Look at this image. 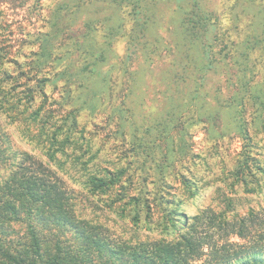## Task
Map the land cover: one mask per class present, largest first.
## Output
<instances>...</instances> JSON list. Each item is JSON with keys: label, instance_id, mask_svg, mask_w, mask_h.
<instances>
[{"label": "trees", "instance_id": "obj_1", "mask_svg": "<svg viewBox=\"0 0 264 264\" xmlns=\"http://www.w3.org/2000/svg\"><path fill=\"white\" fill-rule=\"evenodd\" d=\"M121 1L131 6L128 14L132 18L131 27L127 31L126 52L119 62L122 73L128 76L129 88L125 97L133 100L136 98L138 101L141 93L144 94L140 87L160 77L165 85L161 92L165 103L157 108L152 107L148 118L144 116L141 123L137 118L129 119L123 101L115 107L119 118L118 130L124 134L128 122L129 149L135 157H141V187L129 196L126 191L123 192L120 216L130 206L132 223L137 225L143 215L146 223H150L151 207H155L160 213L157 221L160 234L166 238L163 236L137 243L109 241L103 234L104 227L101 224L75 215L71 195L56 169L75 183L80 182L92 195L103 194L120 184L121 176L126 172L122 169H105L104 174H100L89 172L85 166L75 163L70 165V170L64 167L68 160L64 158L65 147L80 148L73 135L79 112L83 109L95 110L102 94L111 93V69H105L104 65L113 54L110 50L112 38L123 33L125 28L119 14L113 16L115 20H109V15L101 21L105 26L103 42H96L94 18H90L84 24L85 40H74L71 44L74 50H80L85 57L76 71L72 72V67L66 63L52 76L46 73L38 77L35 74V85H30L28 80L22 88L19 82V76L22 75L11 70H0V109L14 103L11 94L18 95L20 101L23 99L27 108L35 94L41 96L44 102V86L50 83L56 87L58 80L63 82V89H67V93L61 96L62 100H71L74 104L64 115H60V123L55 124L47 138L38 142L39 147L45 149L44 142L47 141L46 150L42 151L55 169L45 166L26 151L14 150L8 135L0 131V161L6 165L0 177V264H233L236 261L237 264H264L261 259L264 252V215L250 210L243 216L227 218L223 213L217 214L211 209H205L195 216H185L161 192L164 176L176 160L173 156L175 148L171 145L172 135L169 133L177 126V153H185L186 131L177 121L188 111L194 113L193 121H204L207 124L206 132L211 137L223 136L234 129L243 135L246 142L250 139L243 117L246 99L254 104L255 115L251 119L254 123L260 121L262 113L259 116L258 112L264 108V80L250 83L254 74L250 54L255 50L264 53V7L251 0H240L235 6L236 10L252 14V21L246 28L247 34L238 40L228 39L230 34H226L227 39L224 40L212 21L210 9L202 6L199 0H177L180 2L177 6L178 19L172 30L175 36H171L170 43H165L154 31L159 25L156 0H107L105 3L115 11V5H120ZM55 2L49 28L40 34L39 50L28 60L31 72L32 67H39L38 73H41L40 68L45 67L49 61L63 62L66 55L54 53L56 39L66 28L63 22L65 15H75L84 4L81 0ZM233 11L229 20L237 25L236 12ZM68 30L69 38L78 37L77 29ZM228 31L226 29V33ZM163 50L166 51L168 64L160 68L153 63L155 59L160 60ZM138 56L141 59L139 67L128 69L131 60ZM5 57L0 52V67ZM8 62H11V58H8ZM13 64L20 66L16 59ZM229 67L235 69L236 85L231 98L226 99L217 84L223 80L226 82V68ZM156 69L160 71L155 72ZM210 79H214V83L207 86ZM5 84L9 86L8 89L4 88ZM71 85L76 87L74 95L68 91ZM8 107H14L12 117L15 113L24 114L25 110L19 112L17 106ZM40 110V106L33 110L32 121L36 120ZM134 112L135 109L132 114ZM227 114L229 118L226 119ZM48 121L40 124L38 138L41 130L49 126ZM139 130L143 134L138 135ZM59 135H63V138L58 139ZM74 161H78L77 158ZM250 161L264 173V167L251 159L246 150L235 165V179L251 171L253 163ZM151 170L155 175L153 181L156 189L148 191L146 180ZM131 182V177L126 180L127 184ZM182 183L189 191L190 179L184 177ZM147 195H151V198ZM14 222L26 223L20 241L1 236ZM37 224L47 227L46 231L40 230ZM66 230L73 231L72 235L61 238ZM231 236L243 242L231 240Z\"/></svg>", "mask_w": 264, "mask_h": 264}, {"label": "rangeland", "instance_id": "obj_2", "mask_svg": "<svg viewBox=\"0 0 264 264\" xmlns=\"http://www.w3.org/2000/svg\"><path fill=\"white\" fill-rule=\"evenodd\" d=\"M57 0H3L0 2V52L6 59L2 62L0 70H11L19 76V82L24 88L29 80L30 85H35L36 76L40 77L46 73L52 76L53 72L60 70L66 63L72 67V72L83 64L85 61L84 53L80 50H74L72 43L74 40L83 41L85 32V21L94 18L95 40L97 43L103 42L105 34V26L101 21L110 15L109 20H115L113 16L119 14L122 24L125 28L123 33L115 35L111 40L110 50L112 56L104 65L105 69H111L110 87L111 93L102 94L99 105L93 111L83 109L79 112L76 121V132L73 133L77 138L80 148L73 149L71 146L65 147L66 155L64 158L65 169L70 170L72 163L78 166H85L89 172H98L104 174L105 169L109 170H126L121 176V182L117 186L110 188L103 194L92 195L88 189L75 183L70 177L64 175L58 168L48 160L44 155L45 149L39 147L38 142L52 131L55 124H59L60 115H64L67 110L71 109L74 104L70 101L62 100V95L67 93V89H63L61 80L57 81L56 87L47 83L44 86L45 101L41 96L35 94L33 101L25 106L23 99L20 101L18 95L11 94L14 103L4 105L0 109V131L8 135L10 145L14 150L26 151L33 155L37 160L46 164L53 169H57L58 174L64 181L65 188L71 195L73 210L77 217L85 218L91 222L101 224L103 234L111 242H132L137 243L144 240H152L161 238L160 228L157 221L160 219V213L155 207H151L152 218L150 223L144 220L145 215L137 225L130 220V206L125 209L123 216H120V207L122 208L123 192L126 195L135 194L140 186L139 168L141 157H135L130 151V139L128 133V122L125 125L124 134H121L119 128L118 113L115 107L118 103H122L128 109L126 113L129 119L137 118L138 122H142L144 116L148 118V112L152 107H159L165 103L162 91L165 85L157 77L155 81L142 85L140 89L144 91L137 101L128 97L125 93L128 90L127 73H122L119 62L126 52L127 31L132 24V18L128 14L131 6L126 1H121L120 5H115V11L106 6L105 1L81 0L83 6L75 15H65L63 22L65 23L64 33L60 34L54 45V53L58 55H66L62 63H54L49 61L45 67L31 68L28 60L33 56L34 52L39 50L41 39L40 34L48 30L51 11ZM201 5L212 11V21L216 24L217 32L221 38L238 40L244 37L247 32L248 23L252 21V14L243 10L237 11L235 6L240 0H199ZM256 5L264 7V0H251ZM73 4V3H72ZM180 4L177 0H156L155 8L159 15V25L154 29L158 36L162 37L165 43H170L172 37L173 25L177 23V6ZM76 8V7H75ZM235 10L237 16V25L232 24L229 20L232 11ZM234 12V11H233ZM68 13V12H67ZM112 15V16H111ZM119 22L118 19H116ZM173 21H176L174 24ZM234 26V28H232ZM77 29L78 37L69 38V28ZM123 29V28H122ZM226 29L229 30L226 33ZM226 34H230L226 38ZM67 50L69 53L67 54ZM233 48H231V52ZM163 55L160 60L155 59L153 64L163 68L168 64L166 51H162ZM11 58V62H8ZM16 59L19 65H14ZM250 61L254 65V74L250 78V83L261 82L264 80V53L255 50L250 54ZM141 59L138 56L131 60L128 69L138 68ZM160 71L156 69L155 72ZM21 72H25L21 74ZM31 78V81H30ZM214 79H210L207 86H211ZM226 95V99L231 98L235 89V69L226 68V82L223 80L219 84ZM5 84L4 88L8 89ZM76 87L71 85L68 91L74 95ZM69 93V92H68ZM73 98V96H72ZM208 98H206L207 100ZM209 100V99H208ZM245 102V111L243 117L246 120V133L250 139L246 140L237 130L231 129L223 136L211 137L206 132L207 124L204 121H193L195 115L192 111H188L181 119L177 121L178 125L186 131V148L185 153L180 155L177 153V126L171 129L169 135H172L171 145L174 149L175 164L167 170L164 176V185L161 190L165 199L174 202V206L185 216H195L205 209H211L218 213H223L227 218L236 215L243 216L248 211L253 210L259 215H264V173L260 169L253 166L247 174L243 173L242 177L235 179V165L237 161L243 157L246 150L248 156L256 163L264 167V108L261 119L254 123L251 119L255 115L254 104L248 99ZM264 104V102H263ZM8 106H17V111L25 110L24 114L15 113L12 117L13 108ZM41 107L35 121L31 120L33 110ZM130 108V110H129ZM261 108V107H260ZM135 112L132 114V110ZM15 110V111H16ZM135 114V115H134ZM229 118L227 114L226 119ZM263 118V119H262ZM45 120H49V126L42 129L39 138L37 134L40 130V124ZM146 122V120H145ZM144 122V123H145ZM138 135L143 134L142 130L137 132ZM63 135H59L58 139H62ZM42 143V144H44ZM246 143H249L246 145ZM5 146V144L3 145ZM6 154H10L9 152ZM58 156L59 153H57ZM8 156V155H7ZM11 159V156H8ZM19 158L18 156L16 157ZM77 158L78 161H74ZM61 159V158H59ZM9 163V161L7 162ZM3 162L0 161V177L2 169H5ZM78 171V167H76ZM96 170V171H95ZM74 173V172H73ZM129 176V177H128ZM77 177V175H76ZM131 177V183L126 180ZM188 178L191 181L189 191L182 183V178ZM244 178L242 180L241 178ZM155 175L152 170L146 180L148 191L156 189L154 183ZM123 184V186H121ZM151 198V195H147ZM120 198V199H118ZM151 200V199H150ZM258 222V221H257ZM25 222H14L2 237L9 238L14 241L22 240L25 230ZM38 228L46 231L47 227L37 224ZM73 231L66 230L61 238L70 237ZM166 238V236H164ZM169 238V237H168ZM231 240L239 243L243 242L236 236H231ZM264 261V252L261 254ZM237 262V261H236ZM233 262V264H237Z\"/></svg>", "mask_w": 264, "mask_h": 264}]
</instances>
